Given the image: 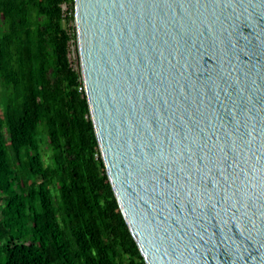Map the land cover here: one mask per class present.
<instances>
[{
  "label": "water",
  "instance_id": "1",
  "mask_svg": "<svg viewBox=\"0 0 264 264\" xmlns=\"http://www.w3.org/2000/svg\"><path fill=\"white\" fill-rule=\"evenodd\" d=\"M101 157L146 264H264V0H73Z\"/></svg>",
  "mask_w": 264,
  "mask_h": 264
},
{
  "label": "trees",
  "instance_id": "2",
  "mask_svg": "<svg viewBox=\"0 0 264 264\" xmlns=\"http://www.w3.org/2000/svg\"><path fill=\"white\" fill-rule=\"evenodd\" d=\"M73 8L0 0V264H146L70 60Z\"/></svg>",
  "mask_w": 264,
  "mask_h": 264
},
{
  "label": "rangeland",
  "instance_id": "3",
  "mask_svg": "<svg viewBox=\"0 0 264 264\" xmlns=\"http://www.w3.org/2000/svg\"><path fill=\"white\" fill-rule=\"evenodd\" d=\"M70 4H65V9H71V7H69ZM64 26L66 28H68L70 31H74L75 29V22L74 19L72 20H64ZM69 56H70V60L72 62V65L74 68L78 69L79 68V56H78V52H77V47H76V41H72L70 43V52H69ZM0 112H2V106L0 105ZM42 150L43 153L45 155H47L49 153V145L48 142L45 141L42 143ZM25 176L22 174V178H24ZM25 184V182H24Z\"/></svg>",
  "mask_w": 264,
  "mask_h": 264
},
{
  "label": "built area",
  "instance_id": "4",
  "mask_svg": "<svg viewBox=\"0 0 264 264\" xmlns=\"http://www.w3.org/2000/svg\"><path fill=\"white\" fill-rule=\"evenodd\" d=\"M73 3H74V1H73ZM65 4H67V3H63V4H62V7H63V10L66 12L67 9H65ZM73 13H74V8H73ZM74 29H75V28H74ZM75 31H76V29H75ZM72 41H75V40L72 39V40L70 41V43H71ZM80 88H81V87H80Z\"/></svg>",
  "mask_w": 264,
  "mask_h": 264
}]
</instances>
